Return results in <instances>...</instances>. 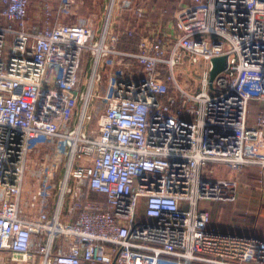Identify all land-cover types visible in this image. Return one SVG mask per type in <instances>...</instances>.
<instances>
[{
  "label": "built area",
  "instance_id": "obj_1",
  "mask_svg": "<svg viewBox=\"0 0 264 264\" xmlns=\"http://www.w3.org/2000/svg\"><path fill=\"white\" fill-rule=\"evenodd\" d=\"M181 1L162 25L132 0H0V264H264L198 209L238 201L220 167L264 180V0Z\"/></svg>",
  "mask_w": 264,
  "mask_h": 264
},
{
  "label": "rangeland",
  "instance_id": "obj_2",
  "mask_svg": "<svg viewBox=\"0 0 264 264\" xmlns=\"http://www.w3.org/2000/svg\"><path fill=\"white\" fill-rule=\"evenodd\" d=\"M103 0H84V4L81 6V8L78 10L77 15L79 16H87L89 14H97L100 15L101 4ZM135 5H143L147 11H148V19L152 22H155L160 20L162 22V25H165L166 21L170 20L165 19L169 15L160 14V12H157V5L159 4V0H132ZM168 3H172V6L170 7V16L171 19L173 18L175 12L182 6L179 0H166ZM163 5V3H162ZM180 5V6H179ZM150 6V7H148ZM191 6V5H190ZM58 7V0H55V2L50 5V9L52 14L55 13L56 9ZM33 6L31 7V9ZM30 18H32V27H41L43 25L41 19L36 17V15L33 13V9L31 10ZM34 15V16H33ZM74 19L71 20H65L64 22L72 24ZM165 23V24H164ZM13 29H17L15 25H12ZM11 44V38L7 37V46L5 49V53L8 52L9 46ZM88 56L84 55L83 60H87ZM186 72L190 75L191 79L195 81L197 78L200 77L201 72L195 68V66H186ZM101 95H103V92H100ZM214 93L211 92V95ZM257 104L254 102H250L249 104V112H248V123L252 124L255 121V118L257 116ZM95 120L93 119V122ZM217 176L222 178H227L231 180H236L238 183V194L241 193V198L236 202V204H223V203H213V202H201L198 205V209L200 210H206L209 212L210 216L216 221H221L222 223H227L226 228H222L223 233L228 232H237V226H247V224L252 225L255 224V221H261L259 213H261L262 210H264V191H262V188H264V184L261 182H264L261 178L259 179L260 175H256L255 172L251 171L249 168H242L240 171H237L235 169H229L220 167L216 171ZM262 180V181H261ZM235 210L237 211H234ZM235 212L238 213L235 214ZM228 223H230L228 225ZM257 223V222H256ZM144 255H147V253H142Z\"/></svg>",
  "mask_w": 264,
  "mask_h": 264
},
{
  "label": "crops",
  "instance_id": "obj_3",
  "mask_svg": "<svg viewBox=\"0 0 264 264\" xmlns=\"http://www.w3.org/2000/svg\"><path fill=\"white\" fill-rule=\"evenodd\" d=\"M179 1L182 4V6L179 5L180 8L181 7H183V8L184 7H190V5H191V3H189V1H181V0H179ZM162 3H163V5H162ZM171 6H172V3H168V2H166V0H159V4L157 5V7H158L157 8L158 9L157 12L158 13L160 12V14L169 15V17L167 16L165 18L166 20L170 18V20L165 22L166 24L168 22L172 21V19H173V18L171 19V16H170L171 14L169 13ZM148 7H150V6H148ZM35 8H36V6H33V8H32L34 14L36 12ZM32 9H30V13H29L30 27H32V22H33L32 18H30V15L32 13L31 12ZM250 169H251V171L255 172L256 175H258V173H259V169L258 168H250ZM259 179H260V177H259ZM261 183L264 184V182H261ZM262 191H264V188H262ZM240 194L241 193L238 194V200H239V198L242 197V195H240ZM234 211H237V210H235V208H234ZM235 214L238 215L237 212H235ZM259 216H260L261 221L260 220L259 221H255V224H252V225L247 224V226H245V227H244V225L243 226H237L238 227L237 231H239L240 233H243V234H251V235H253V236H255V237H257V238H259L261 240H264V210H262L261 213H259ZM229 224L230 223H228V225ZM226 226H227V223H224V222L222 223L221 221L219 222L217 220L215 221L210 216L209 227L211 229L222 231V228H226ZM163 258L164 257L157 256V255H150V254L149 255L148 254L144 255V254L141 253V254L136 255L134 264H160L161 261L163 260Z\"/></svg>",
  "mask_w": 264,
  "mask_h": 264
},
{
  "label": "water",
  "instance_id": "obj_4",
  "mask_svg": "<svg viewBox=\"0 0 264 264\" xmlns=\"http://www.w3.org/2000/svg\"><path fill=\"white\" fill-rule=\"evenodd\" d=\"M212 69L209 72V83H210V89H212V82L215 79V77L223 72L226 66V58L225 57H218L214 58L211 61Z\"/></svg>",
  "mask_w": 264,
  "mask_h": 264
},
{
  "label": "trees",
  "instance_id": "obj_5",
  "mask_svg": "<svg viewBox=\"0 0 264 264\" xmlns=\"http://www.w3.org/2000/svg\"><path fill=\"white\" fill-rule=\"evenodd\" d=\"M246 169V168H245ZM250 169V168H249Z\"/></svg>",
  "mask_w": 264,
  "mask_h": 264
}]
</instances>
